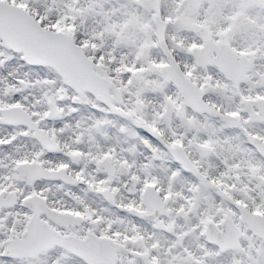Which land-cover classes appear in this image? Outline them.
<instances>
[{
	"label": "snow or ice",
	"instance_id": "obj_1",
	"mask_svg": "<svg viewBox=\"0 0 264 264\" xmlns=\"http://www.w3.org/2000/svg\"><path fill=\"white\" fill-rule=\"evenodd\" d=\"M0 264H264V0H0Z\"/></svg>",
	"mask_w": 264,
	"mask_h": 264
}]
</instances>
